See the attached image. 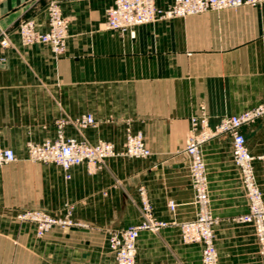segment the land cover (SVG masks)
<instances>
[{"label":"crops","instance_id":"obj_1","mask_svg":"<svg viewBox=\"0 0 264 264\" xmlns=\"http://www.w3.org/2000/svg\"><path fill=\"white\" fill-rule=\"evenodd\" d=\"M115 0H0V146L18 160L0 167V264H116L109 233L138 225L139 188L145 187L159 221L143 231L137 264H202L203 246L184 244L179 224L196 218L190 161L185 154L191 119L205 108L211 127L264 99V4L157 21L130 33L106 27ZM174 0H156L166 9ZM58 2L69 20L67 49L24 47L25 20L48 31L47 8ZM92 114L96 126H66V138L111 142L123 151L128 131L143 133L148 159L118 157L102 169L82 165L70 180L57 165L28 159L27 145L57 137L56 121ZM254 157L264 156V117L243 128ZM219 264H262L255 229L236 218L249 202L233 159L232 138L203 146ZM264 198V161L255 162ZM173 202L174 211L169 207ZM74 206L79 226L53 229L43 239L16 216L44 210L62 216Z\"/></svg>","mask_w":264,"mask_h":264},{"label":"built area","instance_id":"obj_2","mask_svg":"<svg viewBox=\"0 0 264 264\" xmlns=\"http://www.w3.org/2000/svg\"><path fill=\"white\" fill-rule=\"evenodd\" d=\"M264 0H174L166 9L159 8L156 0H115L113 6L106 10V27L120 34L130 33L135 36L139 27L157 21H170L186 18L206 12H220L227 9H237L245 6H259ZM48 31H39L34 20L23 21L18 32L24 47L46 45L55 58L63 56L67 49L69 37V20L63 15L58 2H51L47 8ZM0 46L3 49L11 47L9 35L3 32L0 36ZM5 59L1 58L0 63ZM264 117V99L262 103L241 115L225 116L219 124L211 127L205 108L199 117L191 119V130L186 141L185 154L190 161V177L195 193L197 214L194 220L179 224L181 238L184 244H201L203 246L202 264H219L218 251L215 245V218L210 209L209 186L206 163L203 157V146L211 140L228 135L232 138L233 159L240 171L243 186L249 202L247 214L239 216L240 224L251 225L255 229L259 256L264 264V198L257 181L255 162L264 161V156L251 155L243 128ZM72 126L84 130L96 126L92 114L81 115L74 120L59 119L56 121L57 137L47 139L40 144L28 143V159L35 163L53 164L59 166L65 173V179L72 178V169L87 165L89 168L102 169L106 161L113 158L148 159L152 152L147 147L143 133L133 134L128 131L123 151H118L111 142L90 144L75 138H66L65 128ZM18 160L10 148L0 146V167ZM141 198L142 221L138 225L125 230L109 233V248L116 264H137V241L141 232H158L175 222L159 221L154 217V211L145 187L139 188ZM172 211L176 205L171 202ZM74 206L67 205L62 216H53L44 210H28L16 216L20 224L35 226V235L43 239L53 229L66 230L79 226L73 219Z\"/></svg>","mask_w":264,"mask_h":264},{"label":"rangeland","instance_id":"obj_3","mask_svg":"<svg viewBox=\"0 0 264 264\" xmlns=\"http://www.w3.org/2000/svg\"><path fill=\"white\" fill-rule=\"evenodd\" d=\"M186 156H187V155H186ZM187 158H188V157H187ZM27 211H28V210H27ZM20 213H22V212H20ZM20 213H19V214H20ZM17 222H18V221H17ZM18 223H19V222H18Z\"/></svg>","mask_w":264,"mask_h":264}]
</instances>
